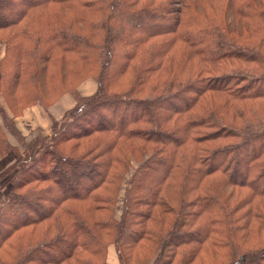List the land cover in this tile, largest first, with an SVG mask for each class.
<instances>
[{"label":"trees","instance_id":"16d2710c","mask_svg":"<svg viewBox=\"0 0 264 264\" xmlns=\"http://www.w3.org/2000/svg\"><path fill=\"white\" fill-rule=\"evenodd\" d=\"M1 41L0 264H264V0H0Z\"/></svg>","mask_w":264,"mask_h":264},{"label":"crops","instance_id":"0c3cea01","mask_svg":"<svg viewBox=\"0 0 264 264\" xmlns=\"http://www.w3.org/2000/svg\"><path fill=\"white\" fill-rule=\"evenodd\" d=\"M82 82L77 90L82 95H90L95 91V85L91 81H88L89 86L88 90H85L86 86H83ZM74 105V99L70 95H62L60 96L49 108L48 111H45L40 105H32L30 107H26L22 113L14 118L15 126L22 135L23 141L17 142L12 137H9V141L14 146L16 145L20 150L25 148V144L31 140L37 130H41L44 135H49L51 132V118L55 120H59L64 112L70 109ZM13 156L11 154H7L4 156H0V172L6 169L13 163ZM11 175V172H9ZM9 173L3 175L0 178V205L3 204L6 200V189L9 187L8 179L10 177ZM7 183L5 189H2L3 183ZM111 254V253H110ZM111 256V255H110ZM109 256V263L111 264ZM113 256V255H112ZM116 256V254H115ZM117 258V257H116ZM118 261V259H117ZM114 264H119L118 262Z\"/></svg>","mask_w":264,"mask_h":264},{"label":"rangeland","instance_id":"374dc122","mask_svg":"<svg viewBox=\"0 0 264 264\" xmlns=\"http://www.w3.org/2000/svg\"><path fill=\"white\" fill-rule=\"evenodd\" d=\"M4 49H5V44H4V41H1L0 42V58L1 57H3L4 56ZM92 80H93V83H94V85H95V91H96V89H97V82L94 80V79H92V78H86V79H83L81 82H79V84L77 85V88H78V86L82 83V82H84L83 83V86H86L85 87V90L87 91L89 88V86H87L88 85V81H91L92 82ZM76 88V89H77ZM94 91V92H95ZM77 92L79 93V91L77 90ZM70 95L73 99H74V104H75V98H74V95L71 93V92H64V93H62L61 95H59L58 96V98L60 97V96H62V95ZM79 95H81V96H86V95H82V94H80L79 93ZM57 98V99H58ZM56 99V100H57ZM55 100V101H56ZM54 101V102H55ZM53 102V103H54ZM52 103V104H53ZM52 104H50L49 106H46V107H44V106H42V105H40V104H34V105H40L45 111H48V108L52 105ZM30 107V106H29ZM51 119H53V118H51ZM14 124H15V121H14ZM16 127V126H15ZM4 131H5V134H6V137H7V139H8V141H9V138H8V136L9 137H12V139H14L15 141H17V142H22L23 141V138H22V135L20 134V132L18 131V129L16 128V133H17V135L18 136H16V135H14L13 133H11L7 128H4ZM38 133H41V134H43L42 133V131L41 130H37V132H36V134H35V136L38 134ZM44 135V134H43ZM10 142V141H9ZM10 144H11V142H10ZM13 145V144H12ZM26 145V144H25ZM15 147L19 150V152L20 151H23V150H20L16 145H15ZM5 155H7V154H5ZM12 155V154H11ZM4 156V155H3ZM13 156V155H12ZM13 158H14V156H13ZM15 159V158H14ZM13 162H14V160H13ZM13 164V163H12ZM11 164V165H12ZM10 166H8L7 168H9ZM134 167H136V163L135 162H131L130 163V165L128 166V169H127V172H126V174L124 175V177H123V180H122V182H121V189H120V191H119V195H120V198L118 199V201H117V203H116V209H115V211H114V215H115V217L118 219L119 217H120V214H121V205H122V202H121V196H122V194H123V189H124V187H125V183L128 181V179H129V177L131 176V173H132V171H133V168ZM6 168V169H7ZM6 169H4L3 171H1L0 172V174H2ZM10 172V171H9ZM8 172V173H9ZM9 175H10V173H9ZM3 175H1L0 176V178L2 177ZM9 180V179H8ZM6 185H7V183H5V181H4V183H3V186L1 187L2 189H5V187H6ZM7 188V187H6ZM7 190V189H6ZM111 253V254H110ZM111 255V256H110ZM113 255V256H112ZM109 256H110V258H111V260H110V262H111V264H114V263H116V262H118L117 261V258H116V256H115V252H114V249H113V247H110V249H109ZM119 263V262H118Z\"/></svg>","mask_w":264,"mask_h":264}]
</instances>
